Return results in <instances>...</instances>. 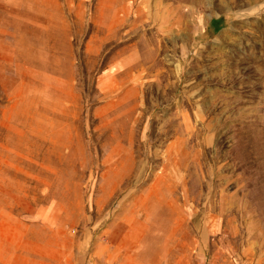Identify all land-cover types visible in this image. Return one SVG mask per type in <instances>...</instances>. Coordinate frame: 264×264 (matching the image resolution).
<instances>
[{
	"label": "rangeland",
	"instance_id": "374dc122",
	"mask_svg": "<svg viewBox=\"0 0 264 264\" xmlns=\"http://www.w3.org/2000/svg\"><path fill=\"white\" fill-rule=\"evenodd\" d=\"M0 264H264V0H0Z\"/></svg>",
	"mask_w": 264,
	"mask_h": 264
}]
</instances>
